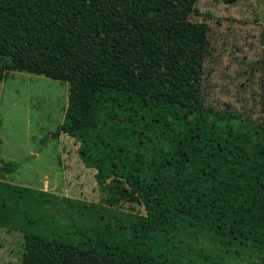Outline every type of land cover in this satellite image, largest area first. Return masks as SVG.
Here are the masks:
<instances>
[{"label":"trees","instance_id":"trees-1","mask_svg":"<svg viewBox=\"0 0 264 264\" xmlns=\"http://www.w3.org/2000/svg\"><path fill=\"white\" fill-rule=\"evenodd\" d=\"M197 2L0 0V81L20 70L67 82L68 132L104 148L96 166L136 186L146 210L144 237L123 247L27 230L23 264H169V255L157 256L160 242L195 236L203 217L225 220L234 192L264 205V124L206 103L212 45L209 25L191 19ZM255 70L264 71L263 59ZM26 192L32 201L50 198ZM29 199L21 207L27 220ZM252 213L264 228V207Z\"/></svg>","mask_w":264,"mask_h":264},{"label":"rangeland","instance_id":"rangeland-1","mask_svg":"<svg viewBox=\"0 0 264 264\" xmlns=\"http://www.w3.org/2000/svg\"><path fill=\"white\" fill-rule=\"evenodd\" d=\"M191 19L210 27L206 103L218 109L229 107L263 125L260 79L264 80V71L252 74L251 70L254 62L264 60V0L232 5L198 0ZM68 94L67 82L27 71H7L0 81V264H23L26 231L39 226L43 234L63 233L79 241L93 235L117 247L144 237L146 210L138 188L124 178L106 176L104 163L102 169L96 166L95 154H105L104 148L68 132ZM57 130L56 138L52 133ZM27 189L50 198L40 194L34 202ZM234 193L232 213L225 220L215 217L209 222L203 217L195 236L187 238L185 232L175 246L169 238L160 242L157 256L162 259L166 253L169 264H264V228L257 223L259 230L251 216L264 205L247 203L248 198ZM23 199L32 203L34 209L27 214L34 221L23 216ZM79 203L85 204L83 211ZM218 218L223 223L219 230Z\"/></svg>","mask_w":264,"mask_h":264}]
</instances>
